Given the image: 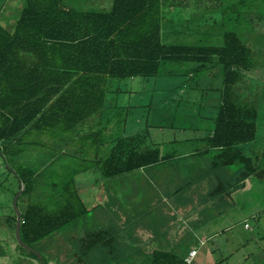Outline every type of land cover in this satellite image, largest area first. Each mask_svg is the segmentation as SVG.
I'll list each match as a JSON object with an SVG mask.
<instances>
[{
    "label": "trees",
    "instance_id": "16d2710c",
    "mask_svg": "<svg viewBox=\"0 0 264 264\" xmlns=\"http://www.w3.org/2000/svg\"><path fill=\"white\" fill-rule=\"evenodd\" d=\"M20 1L12 30L0 24V156L18 188L23 185L16 197L22 203L21 209L16 203L17 246L40 264L54 254L65 264H102L110 256L105 248L117 242L109 228L87 226L89 211L100 204L86 203L75 179L81 171L89 168L91 179L102 182L98 188L108 191L120 188L126 174L156 165H174L183 175L186 160L204 152L210 169L248 160L246 153L261 137L264 26L247 24L244 35L235 29L245 0L222 6L223 23L195 35L188 28L177 30L174 21L172 29H164L171 19L162 6L187 0ZM220 24L225 25L220 29ZM252 27L255 34L249 33ZM167 63L165 70L176 80L166 98L145 103L137 114L133 104L115 100L113 78L140 76L143 85L147 78H160ZM187 117L211 125L191 126ZM113 118L121 131L105 134ZM181 133L193 137V157L165 147ZM74 137L82 151L65 148ZM106 139L113 144L102 159L98 149ZM36 147L26 165L17 158ZM212 195L214 188L209 199ZM4 222L14 233L16 214L10 212ZM148 262L186 264L175 251L157 249Z\"/></svg>",
    "mask_w": 264,
    "mask_h": 264
},
{
    "label": "rangeland",
    "instance_id": "374dc122",
    "mask_svg": "<svg viewBox=\"0 0 264 264\" xmlns=\"http://www.w3.org/2000/svg\"><path fill=\"white\" fill-rule=\"evenodd\" d=\"M5 1L8 3H5ZM5 1H3L0 7V24L12 30L15 19L20 11L21 1ZM218 1L219 5L213 7L212 3ZM234 1L237 0H211V3L205 0H188L187 3L183 5L173 6L166 3L162 6V11L172 21H169L170 26L167 24L164 25V29L165 31L168 28L172 29V25L174 24L173 27L177 28V30H187L188 28L189 32L194 33V35L198 29L202 34H204L203 30L206 28L209 29L208 31H215V27H219L217 24L223 23L221 21L223 15L222 6ZM240 9L239 20L234 24L235 29L239 31L240 34H246L248 32V26H254L255 22L257 28L261 25L264 26V0H245V4H240ZM173 21L175 23L172 24ZM247 24L249 25L247 26ZM224 25L225 24H220V29L223 28ZM216 32L217 33L214 35L216 36V41H218L221 35L218 34L217 30ZM249 33L255 34L256 30H253L252 27ZM251 38V42H255L254 39L256 37L251 36ZM168 65L169 63L162 66L161 72L163 71V75L160 78H147L146 80H148V82L143 85L140 76L136 78H113L111 85H117L118 88L114 94L115 100L120 103L133 104L134 106H132L131 111L137 114L138 111H141L138 109L145 103H157L163 98H166L168 95L167 90L170 88L173 81L176 80L175 73L169 74L165 70ZM177 78H179V76H177ZM261 100L263 105L262 110L259 111L261 126L258 132V138L261 137L260 140L256 141L254 147H252L253 145L250 146L251 153L253 152L252 150L257 149L256 153L258 157H253L254 154L251 155L249 152L246 153L249 155L247 161H235V163L231 165L229 172H222V174H219V177L224 178L223 185L218 186L216 182L209 185L215 190V195L212 196H215V198L219 197L218 202L221 204H217L216 201H213V198L210 199V204H208L209 208L205 210L206 218L208 219V238L206 240L200 239V243L202 244L205 241L207 245L206 249H208L207 254L213 257L216 264H264V93ZM132 117H134V115H129L127 118L130 119ZM186 122L188 125H196L199 127L211 125L205 118H199L197 120L194 117H187ZM110 127H113L116 133H118L119 130L121 131L122 125L119 126L114 124L113 118L111 122L107 123L106 127L103 128V132L108 134ZM184 134L185 133H181L180 135ZM69 140L70 142L67 143L65 147L67 150L82 151V149H79V145L82 144L78 139L74 137L69 138ZM104 144L105 146L110 145L109 141ZM38 148L39 147H36L34 150L23 151L17 158L22 160L23 164L26 165L27 161L34 158L37 152L36 149ZM169 148L175 149V147ZM105 150L106 149L101 150L103 152L100 155L102 159L107 156V151ZM210 163L209 161L208 168L210 167ZM4 166L5 162L0 156V171L2 170V172H0V249L2 251H0V264H15L20 259H22L20 264H40L35 258L28 255L25 250L17 247L13 229L8 228L7 224L4 222L5 216L10 214V212L12 214L15 213L13 197L19 189L17 178L12 172L5 169ZM57 166L59 167L60 165ZM149 173L150 170L148 172H143V176L151 180V178H149ZM134 179L136 182H139L138 177H134ZM209 179L210 181L216 180L214 173L210 172ZM186 180H188V178H184L181 183ZM188 184H192V186L187 185L183 189L186 194L192 193V189L196 187V184H199L202 188L206 187V180H191L190 177ZM174 186V184H171L172 190ZM228 187H230V189ZM44 195L45 194H41V196ZM172 195L173 194H171V196ZM43 198L50 200V197L47 195ZM161 198L166 201L167 204L171 200L164 196ZM47 200L44 199L45 202H47ZM211 201H213L212 204ZM16 203L21 209L22 203L20 199H18ZM107 205L111 208V214L114 218L117 217L116 219L120 220V215L125 216V214L122 213L123 210H121V205L114 198L107 200ZM188 206L189 205H186V207ZM216 207L223 209L224 213L218 214L217 210L214 209ZM238 208L240 211H238ZM183 211V207H177L175 210L177 219L169 228L170 238H173V236L175 237L178 230L181 229L179 220H182L180 217L184 214ZM93 212L94 211L91 213L93 214ZM194 216H196L195 213L189 215L188 218ZM149 231L151 232L150 229ZM149 231L145 230L142 233L134 232V238L125 236L122 240L131 246L149 251L158 246L156 238H153ZM123 232L125 231L123 230ZM202 246L203 247L198 248V254L195 257L193 256L191 261L194 259L196 262H199L200 259H206V257L203 256L204 245ZM47 262L48 264H65L62 257L58 254H54L47 259Z\"/></svg>",
    "mask_w": 264,
    "mask_h": 264
},
{
    "label": "crops",
    "instance_id": "0c3cea01",
    "mask_svg": "<svg viewBox=\"0 0 264 264\" xmlns=\"http://www.w3.org/2000/svg\"><path fill=\"white\" fill-rule=\"evenodd\" d=\"M187 1L185 3H187ZM214 34L212 35L215 36ZM175 35L177 37L180 36H178V34ZM129 105L127 106V104H123L126 108H129ZM112 131H114L113 127H110L109 132L111 134ZM192 138L193 137L184 135L177 136L174 143L166 145L165 147H175L176 149L183 147L184 150L180 149L176 151L175 155L193 157L191 156L192 152H196L197 150L196 147L190 146L191 143L189 141L192 142ZM107 141H109L110 145L105 146L104 143H107ZM112 144L113 141L110 139L103 141L98 149V152L100 151V155L103 153L101 151L103 149H106L105 151H107V155ZM254 145L252 147H254ZM81 146L82 145H79V147ZM88 149L90 150L92 148ZM256 150L257 149H254L252 150L253 152L250 153L251 155L254 154L253 157H258ZM206 154L207 153L204 152L199 158L193 157L192 159L186 160V163H188V170L186 172H181L184 173L183 175L179 174L180 171H177L174 165H156L150 169L151 173H149V178H151V180L143 176V172L148 171L138 170L132 174H126L123 177L125 181L118 186L120 188H110L108 191L98 188L101 186L102 182L98 184L97 181L91 179L94 177L92 176V172L89 168L76 175L75 179L77 186L81 192H83V197L86 199V203L89 206L97 203L100 204V206L89 211L87 226L89 224H91V226H105L109 228L111 232L114 231L113 233L116 237L117 242H111L112 246L105 248V252L110 254V256L107 258L108 261H105L102 264H149L148 258L154 249L165 251L173 250L183 259L191 249H196V253L194 255L195 257L198 254V248L203 247L202 245H204L203 256H205L206 259H200L199 262H196L193 259L190 263L186 264H216L213 257L207 254L208 249H206L207 245L205 244V241L201 244L200 239L206 240L209 233L207 232L209 229L207 226L208 219L206 218L205 211L209 208V193L213 190V188L209 185H212L214 182H216L218 186L223 185L222 183H224V178L219 177V174H222V172H229L231 165L220 164L217 168L210 169L208 168V154ZM91 155L92 153H90V156ZM210 172L214 173L216 178L215 181H210ZM134 177H138L139 182H136ZM190 177L191 180L203 181V179H205L206 187L202 188L199 184H196V187L192 189L193 192L186 194L183 189L187 185L192 186V184H188ZM184 178H188V180L181 183ZM171 184L175 185L173 190L171 188ZM92 188L96 190L95 192L99 195L97 198L92 196V191L90 194V190L88 189ZM41 194L45 193L41 192ZM171 194L173 195L171 196ZM163 196L170 198L171 204L170 202L167 204L166 201L162 200L161 197ZM113 198L119 202L122 207L121 210H123L122 213L125 214V216L120 215V220L116 219L117 217L114 218L111 214V208L107 205V200H111ZM211 198H213V201H216L217 204H221L218 202L219 197L215 198V196H212ZM213 201H211V204ZM186 205L189 206L186 207ZM177 207L184 208V214L180 217L182 220H179L181 229L178 230L175 237L173 236V238H170L169 228L177 219L175 214ZM214 209H216L217 212L221 210L217 207ZM92 211H94L93 214L91 213ZM238 211H240L239 208ZM193 213H195L196 216L188 218V216ZM123 230L125 232L127 231L126 234ZM145 230L149 231L153 238H156L159 247L157 246L147 251L139 247L131 246L122 240L125 236L134 238V232L142 233ZM19 261H22V259ZM19 261L15 264H19Z\"/></svg>",
    "mask_w": 264,
    "mask_h": 264
},
{
    "label": "water",
    "instance_id": "95a60500",
    "mask_svg": "<svg viewBox=\"0 0 264 264\" xmlns=\"http://www.w3.org/2000/svg\"><path fill=\"white\" fill-rule=\"evenodd\" d=\"M22 187H23V185L20 184V187H19L18 191L16 192V194L13 197V206H14L15 214H16V223H15V229L14 230H15V237H16L17 240H20L19 236H18V225H19V222H20V217H19L18 208L16 207V197L19 194V192L21 191ZM19 242H21V241H19ZM23 245L26 246V248L31 249L29 246H27L25 244H23ZM41 264H44V263H41Z\"/></svg>",
    "mask_w": 264,
    "mask_h": 264
},
{
    "label": "built area",
    "instance_id": "2783aa9c",
    "mask_svg": "<svg viewBox=\"0 0 264 264\" xmlns=\"http://www.w3.org/2000/svg\"><path fill=\"white\" fill-rule=\"evenodd\" d=\"M195 253V249H191L188 254L185 256L184 260L186 263H189L192 259V257L194 256Z\"/></svg>",
    "mask_w": 264,
    "mask_h": 264
}]
</instances>
